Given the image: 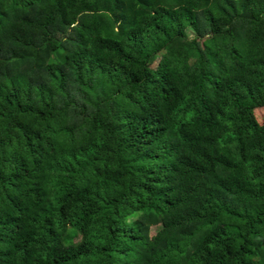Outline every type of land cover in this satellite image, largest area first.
Returning <instances> with one entry per match:
<instances>
[{
	"label": "trees",
	"instance_id": "1",
	"mask_svg": "<svg viewBox=\"0 0 264 264\" xmlns=\"http://www.w3.org/2000/svg\"><path fill=\"white\" fill-rule=\"evenodd\" d=\"M0 264H264V0H0Z\"/></svg>",
	"mask_w": 264,
	"mask_h": 264
}]
</instances>
